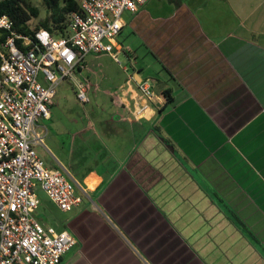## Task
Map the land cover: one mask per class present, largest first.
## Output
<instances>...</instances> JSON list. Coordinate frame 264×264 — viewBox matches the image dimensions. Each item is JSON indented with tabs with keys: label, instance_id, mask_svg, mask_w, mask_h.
Wrapping results in <instances>:
<instances>
[{
	"label": "crops",
	"instance_id": "crops-1",
	"mask_svg": "<svg viewBox=\"0 0 264 264\" xmlns=\"http://www.w3.org/2000/svg\"><path fill=\"white\" fill-rule=\"evenodd\" d=\"M113 48L120 65L90 54L77 74L90 101L63 81L36 125L82 199L62 212L36 188L34 218L77 241L59 264H264V0H149Z\"/></svg>",
	"mask_w": 264,
	"mask_h": 264
},
{
	"label": "built area",
	"instance_id": "built-area-1",
	"mask_svg": "<svg viewBox=\"0 0 264 264\" xmlns=\"http://www.w3.org/2000/svg\"><path fill=\"white\" fill-rule=\"evenodd\" d=\"M148 1L78 0L79 11L69 15L66 37L43 28L34 31L33 39L21 36L12 20L0 14L10 24L0 27V264H59L77 244L68 231L44 227L33 216L39 206L36 188L62 212L82 201L74 185L37 156L36 146L43 145L44 137L36 125L50 118L56 87L63 81L73 83L80 104L90 101L89 93L99 88L77 78L86 69L84 58L106 54L120 65L113 44L122 14H134ZM137 91L147 100L154 94L149 79H141ZM145 108H135L133 116L140 117Z\"/></svg>",
	"mask_w": 264,
	"mask_h": 264
},
{
	"label": "trees",
	"instance_id": "trees-1",
	"mask_svg": "<svg viewBox=\"0 0 264 264\" xmlns=\"http://www.w3.org/2000/svg\"><path fill=\"white\" fill-rule=\"evenodd\" d=\"M47 15L40 20L35 29H30L27 25L32 18L39 16V10L31 6L28 0H0V14L8 16L14 25V30L21 36L33 39V33L39 28L51 32L55 36L66 37L69 15L79 11L78 0H41ZM176 3L177 0H169ZM3 34V33H2ZM4 35L1 39H4ZM21 41H17L20 44ZM162 95L166 98V103L171 101L167 91ZM161 111V110H160Z\"/></svg>",
	"mask_w": 264,
	"mask_h": 264
},
{
	"label": "rangeland",
	"instance_id": "rangeland-1",
	"mask_svg": "<svg viewBox=\"0 0 264 264\" xmlns=\"http://www.w3.org/2000/svg\"><path fill=\"white\" fill-rule=\"evenodd\" d=\"M28 1L30 2L31 6L37 8L39 10V16L37 18H32L28 22V24H27L30 29H35V27L38 25L39 21L42 20V19H44L45 16L47 15V10L45 9V6L43 5V3H42L41 0H28ZM120 59L123 61L122 58H120ZM63 84L65 86H67L69 83H67L66 81H64ZM82 106H80L79 103L77 101H75L74 98H73V96H72L70 98V100H69V103H68V106L67 107H68L69 110L81 111V110H83L82 109ZM55 110H58V109L55 108ZM67 120L68 119L65 116H61L60 117V124H62L63 126H65L66 123H67ZM40 210H38V213H40Z\"/></svg>",
	"mask_w": 264,
	"mask_h": 264
},
{
	"label": "clouds",
	"instance_id": "clouds-1",
	"mask_svg": "<svg viewBox=\"0 0 264 264\" xmlns=\"http://www.w3.org/2000/svg\"><path fill=\"white\" fill-rule=\"evenodd\" d=\"M0 27H7V28L10 27V24H9V21H8L7 17L0 18ZM38 35H39V38H40V37H41V33H38ZM67 52H68V50L65 49V53H66V54H67ZM66 59H67L68 61H72V60H73V55H71V54H67V55H66Z\"/></svg>",
	"mask_w": 264,
	"mask_h": 264
}]
</instances>
